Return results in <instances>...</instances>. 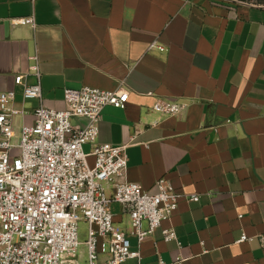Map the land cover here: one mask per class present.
<instances>
[{"label":"crops","instance_id":"0c3cea01","mask_svg":"<svg viewBox=\"0 0 264 264\" xmlns=\"http://www.w3.org/2000/svg\"><path fill=\"white\" fill-rule=\"evenodd\" d=\"M31 15L34 27L14 22ZM33 55L48 107L64 108L65 88L128 91L124 108H103L97 141L127 145L128 181L153 194L164 178L180 195L161 224L175 230L169 241L158 228L139 244L127 214L111 204L142 264H264V8L233 0H0V91H14L12 105L24 111L14 119L17 135L41 102L24 99L15 82H37ZM158 98L180 112H155ZM99 258L104 264L107 254Z\"/></svg>","mask_w":264,"mask_h":264},{"label":"built area","instance_id":"2783aa9c","mask_svg":"<svg viewBox=\"0 0 264 264\" xmlns=\"http://www.w3.org/2000/svg\"><path fill=\"white\" fill-rule=\"evenodd\" d=\"M233 1L264 8V0ZM14 22L35 26L33 15ZM154 46L162 48L156 41ZM30 59L37 82L23 83V75L16 76L15 82L23 84L24 99L41 101L37 57ZM128 98V91L120 87L65 88L63 109L41 101L33 111L34 123L23 125L17 135L14 119L24 111L13 107L14 91H0V264H82L76 258L80 221L87 224V264H102L100 254H107L104 264H123L132 258L142 264L140 252L131 251L127 233L115 224L111 204L121 206L130 233L141 244L170 218L180 195L164 178L157 180L153 194L128 181L127 145L97 141L103 108H124ZM153 110L171 116L181 107L158 98ZM72 117L86 118L87 124L73 125ZM85 144L92 146L89 153ZM161 234L165 241L176 238L172 227L161 228ZM157 264L166 263L159 258Z\"/></svg>","mask_w":264,"mask_h":264},{"label":"rangeland","instance_id":"374dc122","mask_svg":"<svg viewBox=\"0 0 264 264\" xmlns=\"http://www.w3.org/2000/svg\"><path fill=\"white\" fill-rule=\"evenodd\" d=\"M16 152H17V150L13 149L11 151V154L15 155ZM86 232H87V224L83 221H80V223H79V237H78L79 245H78L77 252H76V258L81 263H84V264H85V262H87V247H86V243H85V240L87 238Z\"/></svg>","mask_w":264,"mask_h":264}]
</instances>
